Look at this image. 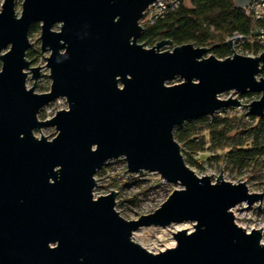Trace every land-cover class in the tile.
<instances>
[{
  "label": "water",
  "instance_id": "water-1",
  "mask_svg": "<svg viewBox=\"0 0 264 264\" xmlns=\"http://www.w3.org/2000/svg\"><path fill=\"white\" fill-rule=\"evenodd\" d=\"M17 1L0 11V264H264L262 229L248 232L232 211L262 202L264 192L222 174L215 183L213 173L199 176L174 134L188 120L240 106L220 97L229 91L261 93L248 114L263 117L264 52L219 58L193 43L163 51L170 39L147 48L140 21L155 0H23L21 11ZM234 1L246 8L254 0ZM35 23L41 52L50 51L44 93L35 91L41 67L27 58ZM234 39L226 41L233 51ZM175 78L182 81L167 84ZM59 98L69 109L40 120ZM43 127L57 135L37 137ZM121 157L128 173H157L182 188L152 213L124 218L117 191L94 195L95 176ZM183 222L194 231L173 233L177 245L166 250L132 239L142 227Z\"/></svg>",
  "mask_w": 264,
  "mask_h": 264
},
{
  "label": "rangeland",
  "instance_id": "rangeland-1",
  "mask_svg": "<svg viewBox=\"0 0 264 264\" xmlns=\"http://www.w3.org/2000/svg\"><path fill=\"white\" fill-rule=\"evenodd\" d=\"M22 1L23 0L17 1L16 8L18 11H21L22 9ZM54 29L60 30L59 24H56ZM40 36L41 29L30 32V49L33 51V55L32 57L27 56V58L31 61L32 66L41 67V76L37 81L35 91L37 93H44L50 91L52 84V80L49 76L50 69L47 67L46 58L50 56V51L45 53L41 52ZM261 44L264 45V36L261 37ZM145 47L151 48L146 45ZM174 47L175 45H168L163 47L162 50H173ZM232 47L234 49V51L232 50L231 52L232 55L236 53L248 56H258L264 52V50L260 51L258 54L252 53V51L244 52L238 46ZM212 54L215 55L210 51L206 54V56H210ZM1 66L2 64L0 61V70ZM29 74L27 85L28 87H32L34 80L32 79V73L30 72ZM261 77H264V72L258 75V79ZM181 81V79L175 78L174 80L167 82V84L171 85ZM220 97L222 99H229L230 97L239 99L241 105L237 107L231 106L229 108H225L217 114L225 115L228 112L238 116L245 115L244 119L248 124L254 123L251 115L248 114V105L253 101L260 99L261 93H252L251 95H248L239 94L236 91H229L223 93ZM62 109H69L68 102L65 98H59L45 106L39 113V119H51ZM35 135L39 138L43 135L51 140L57 135V131L55 127H43L41 130H36ZM241 139H247V136L242 134ZM179 143L184 156V148L186 147V144L184 142ZM208 147L209 144L206 143L204 149L195 154V158L198 162L196 165L193 166L189 164V166L195 170L196 174L199 176H211L213 173L211 177L214 183L217 182L218 177L222 174L224 180L232 183L246 181L250 192H264V155L259 156L258 161L253 165L240 169L226 163L224 160H208V156L215 155V152L209 150ZM103 169V172H98L95 176V178H97V186L94 190V195L95 197H99L101 195L109 194L112 190L117 191L118 195L116 198L117 203L115 208L124 218L128 220L137 219L141 215L152 213L167 200L173 190L176 188H182L179 184L165 182L157 173L145 172L141 175L128 173L127 163L123 157L110 160L109 163L103 167ZM248 206V203H243L232 208L236 218V223L245 228L248 232L253 229H262V242L264 243V198L262 199V202L260 200L253 205ZM183 229H187L189 232L194 231V223L183 222L175 223L166 227H142L134 232L132 239L152 252H160L176 246L177 242L173 233Z\"/></svg>",
  "mask_w": 264,
  "mask_h": 264
},
{
  "label": "trees",
  "instance_id": "trees-1",
  "mask_svg": "<svg viewBox=\"0 0 264 264\" xmlns=\"http://www.w3.org/2000/svg\"><path fill=\"white\" fill-rule=\"evenodd\" d=\"M263 26L264 23L254 21L246 8L238 7L234 0H188L166 17L145 25L140 42L153 47L160 40L170 39L175 46L185 43L210 46L217 57L226 58L232 52L226 41L239 33L246 37L241 50L258 54L264 50L261 38L253 37V43L248 38L256 28ZM39 29L40 25L35 23L30 32ZM32 55L33 51L29 49L27 56ZM244 117L227 112L225 115L202 116L177 126L175 138L186 144L184 158L187 164L198 163L195 154L203 150L206 143L208 149L215 152L207 157L208 160H224L240 169L256 163L258 157L264 155V116L251 115L253 124H248ZM242 134L247 139L242 140Z\"/></svg>",
  "mask_w": 264,
  "mask_h": 264
},
{
  "label": "built area",
  "instance_id": "built-area-1",
  "mask_svg": "<svg viewBox=\"0 0 264 264\" xmlns=\"http://www.w3.org/2000/svg\"><path fill=\"white\" fill-rule=\"evenodd\" d=\"M4 1L5 0H0V11L2 9V5ZM186 1L188 0H155L145 11L143 18L140 21L141 25L145 26L148 24L155 23L157 20L166 17L169 13L178 9ZM246 12L249 16L253 18L254 21L264 23V1L257 2L254 0L250 6L246 7ZM259 30L261 32H264V26L262 28H259ZM234 36H237L238 39L233 40L232 46L234 47L238 46L240 49H242V45L246 37L239 33H235L232 37ZM263 36H264V33H260V35L258 36H255L252 34L248 38V41L253 43L254 42L253 37H258L260 39ZM232 37H230L229 39H231ZM229 56H233V55L230 54ZM96 181H97V178H96Z\"/></svg>",
  "mask_w": 264,
  "mask_h": 264
}]
</instances>
